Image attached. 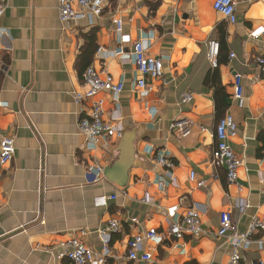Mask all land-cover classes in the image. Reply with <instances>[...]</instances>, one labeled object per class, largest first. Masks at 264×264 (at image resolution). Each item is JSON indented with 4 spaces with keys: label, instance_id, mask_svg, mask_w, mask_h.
Wrapping results in <instances>:
<instances>
[{
    "label": "crops",
    "instance_id": "1",
    "mask_svg": "<svg viewBox=\"0 0 264 264\" xmlns=\"http://www.w3.org/2000/svg\"><path fill=\"white\" fill-rule=\"evenodd\" d=\"M58 1L7 0L0 19V141L15 142L13 160L0 168V264H71L63 245L81 231L97 259L107 251L103 264H226L233 235L246 233L253 219L264 223V77L256 62L264 54V0H235L234 24L214 11L215 0H103L100 16L65 23ZM139 41L163 65L161 78L147 80L146 95L133 90ZM88 67L123 83L119 95L92 99L102 101L104 119L116 120L122 137L92 150L73 100L88 90L81 79ZM234 75L243 78V108L233 98ZM213 77L227 99L221 115L206 84ZM183 93H192L189 103L180 102ZM226 113L237 126L230 146L242 159L233 184L212 164L214 130ZM158 151L175 165L174 184L155 163ZM93 165L103 168L100 181L86 173ZM191 172L204 187L189 180ZM101 198L114 199L101 206ZM237 199L247 205L242 213ZM188 208L199 213L200 233L170 237ZM225 212L234 230L219 237ZM111 221L119 231L104 244ZM150 230L161 238L141 242L151 262L128 260V241ZM263 240L259 230L239 250L242 264H264Z\"/></svg>",
    "mask_w": 264,
    "mask_h": 264
},
{
    "label": "built area",
    "instance_id": "2",
    "mask_svg": "<svg viewBox=\"0 0 264 264\" xmlns=\"http://www.w3.org/2000/svg\"><path fill=\"white\" fill-rule=\"evenodd\" d=\"M235 0H215L213 9L219 13L228 24L236 22L235 14ZM7 8V0H0V19L4 16ZM105 6L103 0H59L58 1V16L62 23L75 21L84 16H100L103 13ZM113 24L117 32L121 31V21L114 20ZM5 35L3 29H0V37ZM219 48V47H218ZM102 49L97 50V54H101ZM219 53V49H218ZM218 55V54H217ZM132 61L136 68V78L133 82V90L141 95H146L151 87L147 80H156L163 76V65L161 58H153L147 53L144 44L139 41L134 44L132 52ZM233 58V55H230ZM209 61L213 69L217 68V63L213 57L209 56ZM260 69V74L264 77V54L256 59ZM1 67V63H0ZM83 83L88 87L85 94L75 93L73 95L74 102L79 106V117L77 127L79 133L86 141L87 150H92L96 147L99 140L107 142L110 139H120L122 131L117 127V121L111 119H104V112L102 109V101H92V99L101 92L111 93L113 96L119 95L123 91V83L115 81L111 75L105 73H98L92 67L86 68L81 74ZM243 78L241 75H234L233 78V98L239 108H243L246 96L243 86ZM193 98L192 93H183L180 95V102L182 104L189 103ZM89 104V105H87ZM237 135V126L233 118L226 113L216 124L214 130L215 150L212 155V164L215 167H223L226 172V180L229 184H233L237 180V170L242 164V159L233 152L230 141ZM15 154V142L13 137H4L0 141V168L5 167L11 163ZM155 163L160 166L171 183L174 184L172 171L174 163L164 151H158L155 155ZM87 175L92 177L93 182L101 180L103 175V168L99 165L88 166L86 169ZM189 180L194 182L197 187H204V181H197L195 173L191 172ZM164 182L160 183L162 187ZM108 199L101 198L98 204L104 206ZM234 208L240 213L247 208L243 199H237L234 202ZM175 208L169 211V217H173ZM200 218L199 213L194 208H188L185 211L181 222L172 223L169 229V236L177 240L184 235L197 236L200 233ZM234 230L231 221V215L228 212L220 215V228L217 232L219 237L225 236L229 231ZM264 231V223L257 219H253L246 233L242 235H233L231 245L232 253L226 264H242V257L239 250L246 247L250 238L257 231ZM119 231V225L115 221H111L101 232L104 244L108 243L107 235ZM86 233L81 231L80 237L85 236ZM80 237H73L67 241L63 247L66 251L64 258L69 260L71 264H103L104 258L107 256V251L104 249L102 257L97 259L94 252L88 248L80 239ZM109 237V236H108ZM149 240L160 242L161 238L154 230L148 231L143 237L137 236L132 238L127 243V259L132 262L150 263L152 260L151 254L141 251L142 240ZM264 249V240L262 242Z\"/></svg>",
    "mask_w": 264,
    "mask_h": 264
},
{
    "label": "trees",
    "instance_id": "3",
    "mask_svg": "<svg viewBox=\"0 0 264 264\" xmlns=\"http://www.w3.org/2000/svg\"><path fill=\"white\" fill-rule=\"evenodd\" d=\"M91 43L88 42V46ZM220 46H219V52H220ZM81 59H83V54L80 56ZM219 64V63H218ZM84 68L87 66V63H84ZM216 69V68H215ZM84 71V70H83ZM212 75H216V74H212ZM209 77V76H208ZM206 84L207 85H212L215 88V107H216V112L221 115L224 113V111L227 109L228 104H227V99L225 96L220 95V89L215 86V77L212 78L211 82L209 81V79H206Z\"/></svg>",
    "mask_w": 264,
    "mask_h": 264
}]
</instances>
